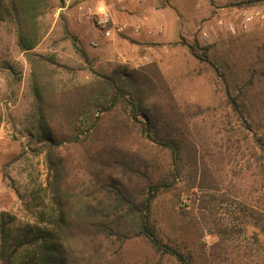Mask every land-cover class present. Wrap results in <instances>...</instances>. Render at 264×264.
<instances>
[{"label":"trees","instance_id":"trees-1","mask_svg":"<svg viewBox=\"0 0 264 264\" xmlns=\"http://www.w3.org/2000/svg\"><path fill=\"white\" fill-rule=\"evenodd\" d=\"M10 7L17 46L30 66L38 141L45 144L48 168L53 171L48 183L58 218L55 235L27 223L11 243L3 237L0 264H128L124 249L132 239H142L153 252L176 264H191L192 257L182 247L162 242L152 220L154 200L175 191L179 206L185 199L191 207L192 214L183 216L194 221L195 211L212 221L209 232L217 236V246L222 245L215 257L222 261L219 264H227L230 257L236 262L232 254L241 249L236 242L244 233L225 216L217 217L218 206L225 208L229 198L242 200L244 227L253 230L244 248L256 245L255 250L264 251L258 241L264 239V84L252 88L255 69L248 79L250 87L236 90V96L224 75L214 69L236 120L226 113L224 119L208 122L209 128L207 120L202 121L201 136L194 133L199 124L190 119L191 112L175 104L169 87L146 71L116 65L110 74L97 75L87 85L55 93L44 65L51 60L34 51L41 40L38 18L48 0H10ZM198 47L197 43L189 47L190 54L205 61L197 54ZM201 49L207 57L208 48ZM258 76L264 78V71ZM256 91L263 94L260 100ZM260 110L263 118L257 119ZM120 114L126 119H118ZM53 115L58 119L51 126ZM135 128L156 153L169 156L168 164H155V156L140 155L125 142L124 135ZM69 133L75 136L70 138ZM65 143L81 146L78 161L73 154L60 156ZM231 159L241 164L227 171ZM177 180L184 185L177 188ZM7 225L1 219V233ZM260 260L249 264H264V256Z\"/></svg>","mask_w":264,"mask_h":264},{"label":"rangeland","instance_id":"rangeland-1","mask_svg":"<svg viewBox=\"0 0 264 264\" xmlns=\"http://www.w3.org/2000/svg\"><path fill=\"white\" fill-rule=\"evenodd\" d=\"M60 3L61 0H48V7L38 18L41 40L34 50L35 53L51 60L44 65L55 93L87 85L93 82L97 75L110 74L116 65L125 66L133 71H146L148 76L159 78L169 87L175 104L183 111L191 112L190 119L193 118L194 122L199 124H195L197 127L194 133L197 132L202 136L205 134L202 121L207 120L209 128L208 122L224 119L226 113L230 114L223 84L216 76L215 68L219 70L220 75H224L233 96H236V90L250 87L251 83L248 79L254 69L256 80L252 88L264 84V78L258 76L260 70L264 71V0H204V6L201 5L200 8L196 7L193 0H174L170 3L166 1L172 16L166 19L164 31H155L156 28L153 27L151 28L154 31L150 29L152 35L156 32L162 33L159 36L161 38L154 40L155 42L150 40L151 47L141 45L134 49L132 60L123 57L126 60L124 64L116 62L121 51L126 52L124 50V47L127 48L126 45L118 47L115 44L111 48L112 51H102L103 43L96 49L91 47L89 35L82 37L83 41L80 42L74 26L61 14L57 15L56 9ZM239 4H244L245 7L240 6L248 9L254 19L246 32L238 30L232 35L224 29V26L219 27L217 23L219 19L223 20L224 25L229 20H236V11L242 9L236 8ZM0 27H3L7 34V49L15 68H11L7 73L4 80L7 84L4 85L12 87L14 84H20L23 103L17 116L7 119L4 126L0 127V222L1 219L8 222L4 233L0 232V243L5 237L9 244L12 242V237L21 234L23 226L27 223L55 235L58 207L52 200L50 188L52 184L48 183L52 182L53 171L48 168L46 146L38 141L40 124L31 87L30 66L26 62L24 69L19 68L20 50L17 46L10 0H0ZM155 34L154 36H157ZM195 43L199 45L196 49L197 54L205 61L196 60L191 56L189 47L195 46ZM201 48H208L207 57L204 56ZM85 50L88 52L85 53ZM144 56L148 61L136 65V60ZM211 61L216 63L212 64ZM5 67V64H0V68ZM0 90L2 95L6 89ZM257 92L255 98L258 97L260 100L263 94ZM15 95L17 93H14ZM263 97L261 103H264ZM84 111L87 112V109ZM256 116L257 119L263 118L261 110ZM85 117L86 114L81 119ZM120 117L126 119L125 115L120 114L118 119ZM57 119L58 117L54 115L50 118L51 126ZM229 119L236 120L231 114ZM74 136L69 133L70 138ZM124 139L140 155L155 156V164L162 166L164 162L169 163V156L166 153H156V148L151 143L139 137L137 128L125 134ZM71 154L78 161L83 154L81 146L65 143V149L60 156L67 158ZM237 163L239 162L231 159L225 170L231 171ZM183 185L177 180V188ZM178 193L175 191L159 195L151 204L152 220L162 242L182 247L186 255L192 257L191 264L222 263L215 261V257L222 252L220 249L222 245L218 243L220 246L218 247L217 236L209 232L208 227L212 221L201 217L195 211H193L194 221L183 216L182 213L192 214V211L191 207L186 206L188 204L185 199L182 200L179 209ZM240 201L242 200L229 198V202L223 204L225 208L220 210L218 206V218L225 216L237 229H244V233L236 242L241 249L232 254L236 256V262L230 257L227 264L233 262L249 264V261L254 263L264 256V251L255 250L256 245H252L251 249L244 248L246 243L251 241L250 235L253 230L244 227L245 217L240 207L243 202ZM258 241L264 247V239L260 238ZM124 251L128 264H176L173 259L162 258L153 252L142 239L130 240L125 245ZM257 252H261L259 258Z\"/></svg>","mask_w":264,"mask_h":264},{"label":"crops","instance_id":"crops-1","mask_svg":"<svg viewBox=\"0 0 264 264\" xmlns=\"http://www.w3.org/2000/svg\"><path fill=\"white\" fill-rule=\"evenodd\" d=\"M166 1L170 3L174 0H61L56 12L57 15L61 14L67 22H70L74 26L76 35L78 36L80 42L83 41L82 37L89 35L91 42L96 41L99 42L100 45L103 43L102 48L104 49H102V51H112L111 48L115 44L118 47H124L123 45H126L127 48L124 47L126 52L121 51L122 53L118 56L132 60L131 55L134 49L139 48L141 45L144 47H151L150 42H155L154 40L161 38L159 36L162 35V33L159 34L156 32V34L153 33L152 35V33L147 34V30H153L151 28L153 27L156 28L154 29L155 31H164L166 19L172 16V11L170 7L166 5ZM193 2L197 8H200L201 5L204 6V0H193ZM89 8L92 10H97L98 8L109 10L118 23L127 25L128 30L124 34L116 35V37L112 40H105L101 38L97 31L93 29L89 21L87 12ZM193 8L194 7H192V9ZM139 24L143 25V28L139 34H136L133 31V27ZM154 34L157 36H154ZM0 37H2L0 39V64L6 65L4 69L0 68V89L4 88V90L6 89L4 92H7V94L3 93L0 95L1 127L4 126L7 119H13L14 116H17L23 103L20 96V84H14L12 87L4 85L7 84L4 81L8 75L7 73L11 71V68H15H13L14 63L10 59V52H8L7 49V34L3 30V27H0ZM12 44L14 45V43ZM86 52L88 51L85 50V53ZM22 67L23 69L26 67V61L24 60L23 54L19 51L20 70ZM14 93H17V95L14 96ZM14 97L17 99H14Z\"/></svg>","mask_w":264,"mask_h":264},{"label":"built area","instance_id":"built-area-1","mask_svg":"<svg viewBox=\"0 0 264 264\" xmlns=\"http://www.w3.org/2000/svg\"><path fill=\"white\" fill-rule=\"evenodd\" d=\"M88 16L89 21L93 27L94 30H96L101 38L105 40H112L116 35L118 34H124L128 27L125 24L118 23L115 18L113 17L112 13L109 10L98 8L97 10L88 9ZM258 13H256V16ZM253 15L250 13V11L246 8L238 9L236 11V20L232 19L229 20L225 25L223 24V20H218L217 25L219 27L224 26V29L229 34H236L238 30L242 32H246L249 29V26L253 22ZM143 28V25H137L133 27V31L136 34H139L141 29ZM152 32L149 30L147 31V34H151ZM206 36V33H204ZM92 48H98L99 42L93 41L90 43ZM148 61L147 57H140L136 60L135 64L138 65L142 62ZM116 63H126L125 58L119 57L117 58Z\"/></svg>","mask_w":264,"mask_h":264}]
</instances>
